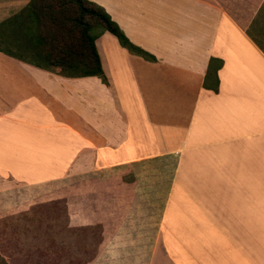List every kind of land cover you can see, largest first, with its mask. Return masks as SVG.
I'll list each match as a JSON object with an SVG mask.
<instances>
[{
    "label": "crops",
    "instance_id": "obj_1",
    "mask_svg": "<svg viewBox=\"0 0 264 264\" xmlns=\"http://www.w3.org/2000/svg\"><path fill=\"white\" fill-rule=\"evenodd\" d=\"M87 1L155 61L108 32L95 41L106 83L0 52V214L50 187L68 227L99 226L92 264H264V0ZM167 159L156 223L109 191L71 197L72 176Z\"/></svg>",
    "mask_w": 264,
    "mask_h": 264
},
{
    "label": "rangeland",
    "instance_id": "obj_2",
    "mask_svg": "<svg viewBox=\"0 0 264 264\" xmlns=\"http://www.w3.org/2000/svg\"><path fill=\"white\" fill-rule=\"evenodd\" d=\"M14 12L6 10L0 13V23ZM173 164L171 159L154 160L96 171L89 176H72L69 178V191L77 193L69 195L79 198L84 196L78 192L94 191L95 194V191H109L117 196L119 204L150 207V220L156 223ZM60 192L51 191L50 187L20 190V195L36 204L25 213L0 214V264H92L98 248H103L100 245L104 241L101 230L99 226L68 227L65 199L48 201ZM78 200L89 202V198ZM110 201L114 199L110 198ZM139 257L143 260L140 254ZM126 264L145 263L131 261Z\"/></svg>",
    "mask_w": 264,
    "mask_h": 264
},
{
    "label": "trees",
    "instance_id": "obj_3",
    "mask_svg": "<svg viewBox=\"0 0 264 264\" xmlns=\"http://www.w3.org/2000/svg\"><path fill=\"white\" fill-rule=\"evenodd\" d=\"M105 32L130 54L155 61L127 39L103 8L87 0H29L0 23V52L65 77H98L106 83L95 45Z\"/></svg>",
    "mask_w": 264,
    "mask_h": 264
},
{
    "label": "bare ground",
    "instance_id": "obj_4",
    "mask_svg": "<svg viewBox=\"0 0 264 264\" xmlns=\"http://www.w3.org/2000/svg\"><path fill=\"white\" fill-rule=\"evenodd\" d=\"M206 137H207V136H206ZM208 137H209V136H208ZM263 147H264V146H263ZM27 149H28V148H27ZM15 150H17V149H15ZM18 150H20V149H18ZM21 152H22V151H21ZM22 153H23V152H22ZM25 153H26V152H25ZM25 153H24V154H25ZM25 157H27V156L25 155ZM255 158H256V157H255ZM249 159H250V157H249ZM256 160H257V159H256ZM251 161H252V160H251ZM255 162H256V161H255ZM255 162H254V164H256ZM260 163H261V162H260ZM262 164H263V162H262ZM258 165H259V164H258ZM38 170H39V169H38ZM33 171H34V170H33Z\"/></svg>",
    "mask_w": 264,
    "mask_h": 264
}]
</instances>
